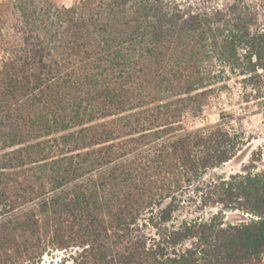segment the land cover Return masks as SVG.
Here are the masks:
<instances>
[{"label":"trees","instance_id":"obj_1","mask_svg":"<svg viewBox=\"0 0 264 264\" xmlns=\"http://www.w3.org/2000/svg\"><path fill=\"white\" fill-rule=\"evenodd\" d=\"M175 1L0 3V264L69 247L81 264L259 263L264 170L204 180L240 142L181 117L202 111L209 63L264 69V25L248 6ZM184 205L252 219L167 226Z\"/></svg>","mask_w":264,"mask_h":264},{"label":"rangeland","instance_id":"obj_2","mask_svg":"<svg viewBox=\"0 0 264 264\" xmlns=\"http://www.w3.org/2000/svg\"><path fill=\"white\" fill-rule=\"evenodd\" d=\"M4 0H0V3ZM81 0H56L57 4L69 8ZM181 10L193 12H210L224 9L231 5L248 6L257 14V25H264L262 8L264 0H176ZM5 15V16H4ZM3 15L6 19L7 13ZM9 23V19L5 23ZM4 28V27H3ZM6 28V27H5ZM3 34L7 35V30ZM4 36V37H5ZM209 86L205 89L208 94L202 111L197 115L183 113L181 127L185 131L203 129L220 125L223 129L236 136L239 140V157L220 167L208 170L204 180L214 177H227L234 174H244L245 170L259 172L264 170V69L253 73L241 74V69L227 66L219 62L209 63ZM212 216L222 220L224 225L246 223L252 217L240 211L222 210L220 207L206 208L197 211L193 205L180 206L172 214L167 226H176L181 221L198 220L205 222ZM164 228V225L157 226ZM142 232L148 239H157V232L151 226H143ZM194 240H187L183 246H166L168 251L177 249L184 251L191 248ZM81 249L69 247L65 250L50 251L43 256L41 264H81ZM264 264V253L259 263Z\"/></svg>","mask_w":264,"mask_h":264}]
</instances>
